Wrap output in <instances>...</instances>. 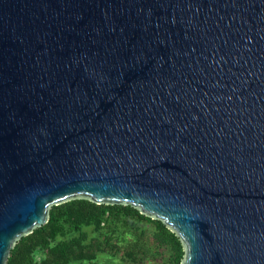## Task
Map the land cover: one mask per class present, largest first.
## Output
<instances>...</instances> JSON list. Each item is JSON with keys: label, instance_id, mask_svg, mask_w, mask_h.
<instances>
[{"label": "water", "instance_id": "1", "mask_svg": "<svg viewBox=\"0 0 264 264\" xmlns=\"http://www.w3.org/2000/svg\"><path fill=\"white\" fill-rule=\"evenodd\" d=\"M74 200L264 264V0H0V264Z\"/></svg>", "mask_w": 264, "mask_h": 264}, {"label": "trees", "instance_id": "2", "mask_svg": "<svg viewBox=\"0 0 264 264\" xmlns=\"http://www.w3.org/2000/svg\"><path fill=\"white\" fill-rule=\"evenodd\" d=\"M121 248L132 264H144L150 254L164 264H181L184 257L180 239L161 221L131 206L74 200L52 207L49 222L19 240L7 264H93Z\"/></svg>", "mask_w": 264, "mask_h": 264}, {"label": "rangeland", "instance_id": "3", "mask_svg": "<svg viewBox=\"0 0 264 264\" xmlns=\"http://www.w3.org/2000/svg\"><path fill=\"white\" fill-rule=\"evenodd\" d=\"M147 226L153 227L151 224H148ZM124 251L125 249L123 248L122 250L119 251L120 253L118 254L116 253V255L114 256H111V254H101L98 260L94 262L93 264H132V262H129L128 260H125L123 258ZM164 262L165 261L161 255L150 254V256L146 258V261L144 262V264H164ZM86 264H89V263H86Z\"/></svg>", "mask_w": 264, "mask_h": 264}]
</instances>
